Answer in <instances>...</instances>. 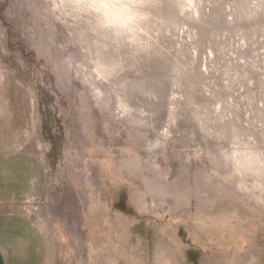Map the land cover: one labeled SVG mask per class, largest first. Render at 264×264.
I'll return each instance as SVG.
<instances>
[{
	"label": "rangeland",
	"instance_id": "374dc122",
	"mask_svg": "<svg viewBox=\"0 0 264 264\" xmlns=\"http://www.w3.org/2000/svg\"><path fill=\"white\" fill-rule=\"evenodd\" d=\"M95 2L0 0L47 175L21 211L59 264H264V0H107L132 41Z\"/></svg>",
	"mask_w": 264,
	"mask_h": 264
},
{
	"label": "crops",
	"instance_id": "0c3cea01",
	"mask_svg": "<svg viewBox=\"0 0 264 264\" xmlns=\"http://www.w3.org/2000/svg\"><path fill=\"white\" fill-rule=\"evenodd\" d=\"M28 101L16 82L0 75V264H59L20 209L47 184L45 167L25 149L34 128Z\"/></svg>",
	"mask_w": 264,
	"mask_h": 264
},
{
	"label": "clouds",
	"instance_id": "9594fccd",
	"mask_svg": "<svg viewBox=\"0 0 264 264\" xmlns=\"http://www.w3.org/2000/svg\"><path fill=\"white\" fill-rule=\"evenodd\" d=\"M78 7L91 9L97 13L108 14L109 26L117 31L118 35H124L129 41L135 39V30L137 24L145 17L136 11L137 6L128 3L113 4L107 0H97L95 3L79 5ZM113 15L116 16L115 23H111Z\"/></svg>",
	"mask_w": 264,
	"mask_h": 264
},
{
	"label": "bare ground",
	"instance_id": "6f19581e",
	"mask_svg": "<svg viewBox=\"0 0 264 264\" xmlns=\"http://www.w3.org/2000/svg\"><path fill=\"white\" fill-rule=\"evenodd\" d=\"M106 14V13H105ZM112 20H116V16L115 15H113V17L111 18Z\"/></svg>",
	"mask_w": 264,
	"mask_h": 264
}]
</instances>
